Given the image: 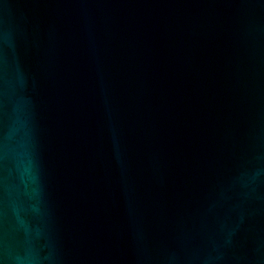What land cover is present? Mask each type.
I'll return each mask as SVG.
<instances>
[{"label":"water","instance_id":"obj_1","mask_svg":"<svg viewBox=\"0 0 264 264\" xmlns=\"http://www.w3.org/2000/svg\"><path fill=\"white\" fill-rule=\"evenodd\" d=\"M0 264H264V0H0Z\"/></svg>","mask_w":264,"mask_h":264}]
</instances>
